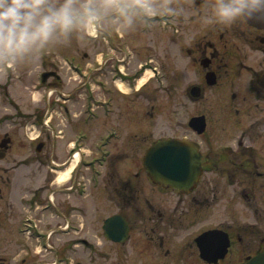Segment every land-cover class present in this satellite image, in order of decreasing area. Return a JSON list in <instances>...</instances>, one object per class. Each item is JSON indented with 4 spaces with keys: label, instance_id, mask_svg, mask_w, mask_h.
<instances>
[{
    "label": "flooded vegetation",
    "instance_id": "flooded-vegetation-1",
    "mask_svg": "<svg viewBox=\"0 0 264 264\" xmlns=\"http://www.w3.org/2000/svg\"><path fill=\"white\" fill-rule=\"evenodd\" d=\"M156 26L161 31H169L173 36L172 44L176 47V52L186 53L191 64L196 66L202 85H192L200 89L198 97L194 99L202 100L205 88L216 92L206 105L219 107L216 111L224 117L223 125L221 127L213 123L219 117L212 119V109L215 108H211L210 116L205 112L194 114L203 117L204 130L201 133L190 128L188 123L189 132L179 137L153 136L148 131L144 132V128L134 129L127 122L131 129L122 125L121 129L126 128L123 135L120 132L122 130L114 126L117 133L114 139L106 147L95 150L90 157L94 159V163L98 159L101 163L94 178H91L93 174L89 169L79 174L81 170L78 167L65 185L48 189L50 184H47L44 189L38 187L35 192L29 193V199H33L34 203L43 196L47 199L56 191L63 195L59 210H50L52 206H48L43 207L41 213L51 211L50 220L61 219L63 225L58 227L61 234H77L68 240V247H55L50 243L48 252L52 253V257H43L41 264H50L52 261L76 264L71 261L68 263L64 257L70 255L72 248L81 249L85 246L93 248L98 260L101 257L100 250L107 246L103 254L108 251L109 264H249L253 258L264 256V155L256 145L261 132L259 128L264 124V28H254L243 23L230 28H204L195 17L191 22L182 19L160 20ZM107 36L115 55H111L108 61L97 64L94 80L91 82L96 90L95 97L106 98L109 95L113 106L118 107L119 102L121 107L120 102L123 99L128 101L132 94L119 92L116 81L133 80L131 67H126L128 62L123 60V50H129L130 54L133 51L127 41L119 40L116 33H109L93 40L97 52L106 47L104 40ZM181 39L188 43L187 47H183L186 44ZM47 58L48 56H43L37 61V66L42 69L40 78L43 73L56 71V67ZM112 61L113 64H110ZM38 67L34 66V73H30L31 69L26 73L27 81L33 79L31 87L35 86L33 82H36ZM118 69L125 72L118 73ZM128 70L130 73H127ZM18 71L17 67L10 69L8 76L0 81L1 109L5 96L8 97V88H13V84L20 81L17 79L19 76L14 75ZM207 73L211 74V85H208L205 78ZM112 75H116L113 81ZM59 81L60 77L57 76L53 82L45 81L43 85L59 86ZM244 120L246 122L240 125L237 132H233L231 128L224 129L221 133L215 130L216 133L214 129L208 130L209 124L213 128H225V121H230L235 123L231 127H235ZM206 132L217 136V139L214 137L215 140L213 138L209 143L206 141V150L203 151L201 137ZM2 136H7V133L3 132ZM167 137L188 138L199 147L201 172L188 190L175 191L156 184L143 167L146 150L155 141ZM100 138L102 141L104 135ZM114 142L125 145L122 148L125 151L129 149V152L121 151L119 156L114 155L111 151ZM103 149L109 151L101 158L100 150ZM3 150L7 151L0 148V155ZM71 153L72 151L68 155ZM128 153H133V157L138 155L142 169L140 173L133 174V180L129 177L124 179L117 171L107 172L113 156L125 158ZM20 165L18 162L16 169ZM67 165L68 163L63 168ZM78 175L80 178H77ZM100 185V192L88 193L91 187L97 189ZM80 187L83 189L80 190ZM89 196L93 198L95 206L90 214L82 202ZM102 197L113 209V213L107 217L117 216L110 230L114 239L106 240L103 236V219L100 224L102 240L99 241L97 236L90 242L82 234L85 225L83 221L85 217L98 221L99 213L96 209L99 208ZM76 199L80 201L79 204H75ZM30 206L26 208L27 214L33 211ZM122 219L126 224L125 232L122 229ZM104 242L108 244L105 246ZM15 246H20V240L15 242ZM12 264L40 263L31 254L20 258L18 251Z\"/></svg>",
    "mask_w": 264,
    "mask_h": 264
},
{
    "label": "rangeland",
    "instance_id": "rangeland-1",
    "mask_svg": "<svg viewBox=\"0 0 264 264\" xmlns=\"http://www.w3.org/2000/svg\"><path fill=\"white\" fill-rule=\"evenodd\" d=\"M155 25L148 28L149 30L147 32H143V30L140 29L131 34H120V36L123 37L122 39L128 42L129 47L131 46L133 51L132 57L129 59L130 63L126 67L130 66V70H132L137 67L138 62L144 60L145 56H151L159 67V73L156 74V77L154 78L155 81L150 80L142 87L141 93L136 94L133 92L128 101L123 99V101L120 102L121 107H119L118 102V107H113L115 111L109 117H104L100 114V116L85 122L84 120L87 119V115L83 113V96H79L77 89H75L72 90L73 99L69 102H64L66 103L64 107H68L70 111L69 115L72 114V116L67 118V116L64 115L63 118V116L59 114V112L63 113L61 110L63 103L60 100L56 101L58 99L57 93L53 90L51 98L45 103L43 99L44 88H42V86L45 85H39L36 81L33 83H35L37 88H32L30 82L33 79L27 81L28 77L26 73H29L30 69V73H34L32 70H34V66L38 67V60L25 63L23 66H20L21 68L17 67L19 71L15 73V76H19L17 79L20 80V85L18 86V89H15L14 87L9 91L10 94H7L8 100L6 99L3 108H0V115H2L0 119L5 120L3 122L2 130H0V138L3 135V132H7V135L11 140L10 147L6 152V157L0 159V194L3 195V197L0 196V261H3L2 264H12V259L17 255L18 251L19 253L22 251L21 247L18 246L17 248V246H15V242L19 240H27L25 237L22 238V236L17 233L18 223H20L18 222V219L24 215L23 207L18 204V198L20 197L21 202H23L24 198L21 197L27 196L31 189L34 191L38 187L44 189L47 184H50L47 187L48 189L59 185L54 183L58 171H55L56 173L53 172L47 167V165L53 160L59 163L71 157V155L69 156L67 154L68 145L76 131L80 128L87 132V136L84 137L82 140L83 142H81L93 151V149L98 150L97 145L101 143V134L106 132L111 126H115L117 129L122 130L120 132L123 135L126 133V128L121 129V126L127 125V129L130 130V126L133 125L134 129L144 128V132L148 131L153 134V136L169 135L179 137L189 132L187 120L191 115L205 112L207 116H210V109L215 108V110L212 109V119L215 117L219 118L213 123L222 127V119H224V117L216 111L219 107H209L206 105L212 96L216 95V92L205 88L202 100L192 99L189 96L188 89L192 85H202L200 74L198 75L196 66L191 64L186 53L176 52V47L174 48L172 44L173 36L170 35L169 31H161L159 28L155 27ZM181 42L186 44L183 46L184 48L188 46V43L184 42L182 39ZM84 44L86 47L80 49V54H82V56L80 60L78 59V61L84 66L89 64L91 59L97 57L100 52L107 50L105 47L102 49L100 48V52H97L96 46L93 45L94 42L90 41V39L86 42L76 40L71 46L50 50L51 57L52 59L55 57L61 59V57L64 56H76L75 54L78 50V47L76 46ZM113 62L114 61L110 62V64H113ZM59 65L60 66H58L57 70L60 75V87L54 86L60 90L63 89L62 91L64 92H69L70 89L76 87L74 85H79L80 81L75 75L67 70L64 64L59 63ZM30 66L31 68H29ZM23 67L28 68L24 69ZM69 77H72L71 79L73 82L71 85L73 86L68 83ZM146 79L147 78H145V80ZM50 81L54 80H51L50 78ZM31 95L35 98V104L31 102ZM11 100L15 101L17 104L10 102ZM49 104L52 105L53 110L51 124L54 127L59 125V127L63 129V138H60L59 140H57L58 138H54L49 131L40 129L39 126V129L36 130L31 128L30 125L31 122L39 123L45 118V110ZM32 105L36 106V108L33 109ZM121 111H123L122 114H119ZM245 122L246 120L240 122L235 127H231L235 123H230V121L227 123L225 121L227 124L225 128H213L212 124H209L208 130L214 129V131L217 130L221 133L224 129L231 128L233 129V132H237L240 129V125ZM259 131L261 132L256 145L259 147L261 154L264 155V124L261 125ZM35 135H40V138L38 139H43L44 143L38 152L35 151L38 139L35 141L29 139V137H34ZM214 137L213 134L208 135L207 132L201 137L204 146L202 148L203 151L206 150L204 143L206 141L208 143L211 142ZM97 142L98 144L96 145ZM52 144L55 146L52 147ZM122 146L125 145H119L114 142L111 151H113L116 156H119L121 151L129 152V149L125 151ZM133 155V153H128L126 154L128 157L125 158L113 156L108 164L109 167L107 172L117 171L120 176L124 177V179L129 177L133 180V174L142 171L140 160L138 161V155L137 157H133ZM18 161L21 165L23 164L25 166L23 167L22 165L20 168L14 170L12 166L15 165V163L17 164ZM80 169H83V167H80ZM82 173L83 171L79 174ZM77 178H80V175H78ZM9 179L11 180L10 184ZM63 185L65 184L63 183L61 186ZM97 187L99 188L94 189L91 187V190L88 193L95 194V192H100L102 186L100 185ZM139 194L141 195L142 192H139ZM50 196L53 197L51 198L53 200V206L50 210H52V208L53 210H56V208L59 210L62 203L61 199L64 196L58 191L53 194L51 193ZM92 201L93 198H90V196L84 198V201H82L85 203L89 214L95 209ZM44 202H46V200L43 196L41 203L39 200L36 203L39 207L38 210H42L41 204ZM79 203L80 201L76 199L75 204ZM94 203L96 204L97 202ZM96 211L99 213L97 214L99 218L98 221L96 219H87V217H85L83 221L85 225L82 234L91 240L94 238L96 239L98 236L101 241L102 231L100 224H102L103 219H105L107 215L113 213V209L110 203L102 197L99 202V208L96 209ZM50 212L51 211H45L41 213L35 211L33 212V215L40 220V225L43 229L48 227L52 228V230L54 229L50 234L49 239L55 247H68V240L77 234H68L69 236L61 234L58 229L59 226L63 225L61 219L55 218V220L52 218L50 220ZM206 220L207 218L202 221L205 222ZM36 244L38 253L35 254L36 249L32 253V255H34V260L35 257L38 259V262L42 261L43 257H52V253L40 251V246L37 241ZM103 244L106 246L108 243L104 242ZM28 245H31V249L35 245L34 241L30 239ZM105 248L107 249V246ZM72 255H75L73 259L76 261L80 260L83 264H109L108 256L106 254L100 257L99 260L95 256L88 257L89 255L86 251L83 254L84 258H82V260L77 254ZM118 257H120V255H118Z\"/></svg>",
    "mask_w": 264,
    "mask_h": 264
},
{
    "label": "clouds",
    "instance_id": "clouds-1",
    "mask_svg": "<svg viewBox=\"0 0 264 264\" xmlns=\"http://www.w3.org/2000/svg\"><path fill=\"white\" fill-rule=\"evenodd\" d=\"M193 17L204 28H264V0H0V80L76 40Z\"/></svg>",
    "mask_w": 264,
    "mask_h": 264
},
{
    "label": "water",
    "instance_id": "water-1",
    "mask_svg": "<svg viewBox=\"0 0 264 264\" xmlns=\"http://www.w3.org/2000/svg\"><path fill=\"white\" fill-rule=\"evenodd\" d=\"M198 121L199 119L191 120L193 123ZM146 160V167L154 179H159L172 188H188L200 173V155L187 141H160L148 150ZM114 220L115 218L111 219L109 225ZM251 264H264V256L255 258Z\"/></svg>",
    "mask_w": 264,
    "mask_h": 264
},
{
    "label": "bare ground",
    "instance_id": "bare-ground-1",
    "mask_svg": "<svg viewBox=\"0 0 264 264\" xmlns=\"http://www.w3.org/2000/svg\"><path fill=\"white\" fill-rule=\"evenodd\" d=\"M70 171V168L67 169L66 171L65 170H62L60 172H57V181L58 183H61V182H64L67 180V176H68V172Z\"/></svg>",
    "mask_w": 264,
    "mask_h": 264
}]
</instances>
